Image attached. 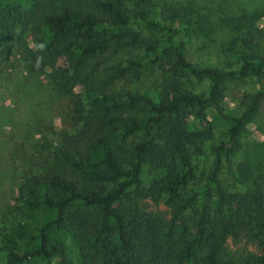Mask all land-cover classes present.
<instances>
[{
	"label": "trees",
	"instance_id": "1",
	"mask_svg": "<svg viewBox=\"0 0 264 264\" xmlns=\"http://www.w3.org/2000/svg\"><path fill=\"white\" fill-rule=\"evenodd\" d=\"M193 11L153 0L0 3V55L29 37L23 66L33 74L52 68L46 74L66 98L72 127L56 144L45 141L36 171L22 180L20 204L7 211L11 226L0 239L2 264H61L56 260L65 250L75 264H264V250L234 253L226 245L228 236L250 234L264 245L263 182L246 160L237 164L244 190L228 189L219 176L223 164L232 169L239 136L264 98V90L246 93L242 111L227 114L224 84L264 74V55L250 46L249 31L239 47L228 46L237 50V66L193 64L178 39ZM260 16L264 8L251 22ZM55 57L65 64H53ZM153 73L161 76L157 102L125 88ZM189 76L208 78V92L189 89ZM209 108L229 122L205 149L213 126L194 129L190 118L207 120ZM195 154L212 163L205 182L190 192ZM163 195L168 220L138 202Z\"/></svg>",
	"mask_w": 264,
	"mask_h": 264
},
{
	"label": "rangeland",
	"instance_id": "2",
	"mask_svg": "<svg viewBox=\"0 0 264 264\" xmlns=\"http://www.w3.org/2000/svg\"><path fill=\"white\" fill-rule=\"evenodd\" d=\"M21 0H1V4ZM162 6L190 5L193 8L191 17L185 15L181 24L178 39L184 41L186 58L200 66L235 67L239 63L237 50H229L235 43L240 46L239 36L247 32L254 33L250 46L264 55V16L251 22L255 11L264 8V0H153ZM166 1V3H165ZM165 3V4H164ZM165 15L168 13L165 12ZM188 21V22H187ZM154 35V32H148ZM25 43L10 55H0V239L2 232L11 226L7 211L20 204L19 186L22 180L36 171L34 161L37 155L44 154L45 141L56 144L62 136L72 131L67 116L66 98L57 93L49 82L48 67L44 74L29 73L23 66L21 55L33 43L26 38ZM53 64H65V60L54 58ZM52 64V65H53ZM161 76L157 73L147 75L142 81L125 85L126 89L138 90L154 102L159 100L157 83ZM188 88L195 93L206 94L209 90V79L198 80L189 76ZM224 112L238 114L244 108V95L264 90V74H251L243 78L226 80ZM82 90V97L90 100V96ZM190 118V117H189ZM207 120L192 119L194 129L213 126V136L205 139L201 146L208 149L216 143L226 131L227 123L222 115L212 108L207 111ZM199 158L196 175L190 184L193 192L205 182L212 163L211 157L195 154ZM248 161L256 178L264 186V98L261 99L257 112L251 117L239 136V145L233 155L232 169L225 164L220 171V180L232 191L244 190L240 183V171L237 164ZM166 196L158 199L139 198L138 202L154 213H160L164 219L172 216L170 208L165 204ZM8 207H11L10 209ZM15 210V209H14ZM16 213H18L16 209ZM195 213L187 216L191 223ZM226 245L234 253H252L259 255L264 250L263 237L250 234L240 239L231 236L226 238ZM75 254L65 250L63 257L56 261L61 264H75ZM4 255L0 252V264Z\"/></svg>",
	"mask_w": 264,
	"mask_h": 264
}]
</instances>
